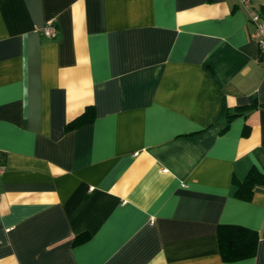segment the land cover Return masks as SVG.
Here are the masks:
<instances>
[{
  "label": "crops",
  "instance_id": "obj_1",
  "mask_svg": "<svg viewBox=\"0 0 264 264\" xmlns=\"http://www.w3.org/2000/svg\"><path fill=\"white\" fill-rule=\"evenodd\" d=\"M262 6L0 0V264H264Z\"/></svg>",
  "mask_w": 264,
  "mask_h": 264
},
{
  "label": "trees",
  "instance_id": "obj_2",
  "mask_svg": "<svg viewBox=\"0 0 264 264\" xmlns=\"http://www.w3.org/2000/svg\"><path fill=\"white\" fill-rule=\"evenodd\" d=\"M264 13V6H262ZM260 13L261 15H264ZM230 115H228L229 117ZM93 118V110L87 107L81 114L68 121L66 129L84 124ZM235 181V195L248 199L251 196L254 184L264 183V175L255 168H250L243 179ZM218 249L224 260H237L252 256L256 250V235L254 231L239 225H219Z\"/></svg>",
  "mask_w": 264,
  "mask_h": 264
},
{
  "label": "built area",
  "instance_id": "obj_3",
  "mask_svg": "<svg viewBox=\"0 0 264 264\" xmlns=\"http://www.w3.org/2000/svg\"><path fill=\"white\" fill-rule=\"evenodd\" d=\"M241 2L247 5L249 3V0H241ZM250 19L254 23L258 33L257 46L262 57V62H264V15H261L260 13H255L251 15ZM55 30L56 28L54 23L48 22L43 26L42 33L45 36H52ZM3 170H4V166L0 162V174L3 172Z\"/></svg>",
  "mask_w": 264,
  "mask_h": 264
}]
</instances>
